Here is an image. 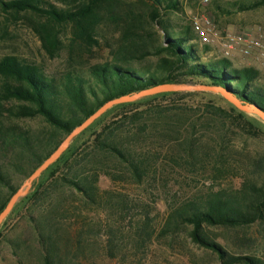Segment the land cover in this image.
<instances>
[{"label":"rangeland","instance_id":"obj_1","mask_svg":"<svg viewBox=\"0 0 264 264\" xmlns=\"http://www.w3.org/2000/svg\"><path fill=\"white\" fill-rule=\"evenodd\" d=\"M176 1L179 9L160 11V21L179 28L193 27L196 36L193 44L201 50L203 60L227 59L236 69L256 68L262 72L261 84H264V5L248 9L258 0H211L208 3L203 0ZM40 7L59 13L90 14L79 23L61 24L52 19L47 11L30 9L17 13L6 11L0 6V60L15 56L37 65L48 77L62 80L68 71H88L96 65L114 63L136 71L153 69L161 58L153 46L161 44L164 33L152 20L153 5L147 1L41 0ZM198 20L211 22L212 31L208 32V42L194 29ZM239 38L242 41H238ZM256 42L259 46L255 45ZM131 44L147 49L149 53L146 58L133 57L129 61L118 59V55ZM201 83L197 80L181 84ZM179 93L212 94L199 91ZM218 97L200 94L159 98L153 105L165 108L169 111L168 116L186 122L185 125L193 121L201 124L213 99L225 104ZM146 98L140 99L143 106L137 108L146 107ZM5 105L13 107L12 103ZM21 106L25 107L26 104L20 102ZM114 107L77 136L69 148H81L110 124L120 113ZM137 108L132 107L130 110ZM257 120L258 125H261ZM229 125L223 134L206 132L200 127L201 132L195 134L196 138L202 139L197 144L201 149L197 158L179 159L177 162L166 159L165 164H159L158 171L145 178L142 184L133 182L132 177L125 174V166L109 162V166H114L113 172L124 177L117 181L106 175L100 177L99 186L111 194L106 196L99 209L85 207L79 200L74 201L69 193L62 195L64 201H71L75 208L84 213V219H81L75 215H63L57 209L54 211L56 219L51 226L53 232L61 237L59 253L62 263L225 264L219 252L193 240V227L181 226L169 233H165L164 228L171 206H179L196 196H205L211 190H238L244 180L256 176L253 164L258 158L264 157V136L254 137L241 128ZM12 128L29 132L39 141L46 136L43 140L44 149L46 138L51 132H57L41 116L17 117L5 113V116L0 117V132H8ZM123 137L124 141H132L131 137ZM149 139L147 137L145 140L149 142ZM172 139L168 137L166 143H145L144 146L150 147L151 152L153 149L161 152L164 147V153L159 157L163 161L167 152L184 153V139L181 143L168 145ZM220 152H223L222 157L218 156ZM26 156L20 163L17 162L20 158L17 159L14 153L5 157L0 152V162L10 178V185L18 189L29 178L26 172L32 163L29 161L30 156ZM19 164L24 169H20ZM48 170L37 180L38 183L49 177L51 171ZM11 192L0 185V204L6 199L11 200ZM21 200L6 218L3 227L0 264H44L36 240L38 236L34 220L40 216L42 204L47 205L49 202L42 199L26 204ZM51 204L55 207V202ZM86 216L91 220L86 221ZM145 224L148 235L140 237L141 227ZM204 233L232 257H255L264 261V221L238 229L205 226Z\"/></svg>","mask_w":264,"mask_h":264},{"label":"trees","instance_id":"obj_2","mask_svg":"<svg viewBox=\"0 0 264 264\" xmlns=\"http://www.w3.org/2000/svg\"><path fill=\"white\" fill-rule=\"evenodd\" d=\"M140 1H147L153 5L154 11L151 18L164 33L161 44L153 46L161 57L153 69L136 71L113 63L96 65L88 71H68L62 80H57L48 77L37 65L15 56H7L0 60V117L5 116V113L17 117L20 115L41 116L57 131L51 132L46 138L47 148L45 149L43 140L46 136L39 141L40 139L34 138L29 132H21L17 128L0 132L2 147L0 152H3L5 157L9 153H14L17 159L20 158L17 162L22 163L26 154L30 156L29 161L32 165L26 172L28 177L51 156L66 136L107 102L158 85L199 80L203 84L227 88L241 101L255 105L264 111V84H261L263 74L260 70L236 69L227 59L203 60L201 50L193 44L196 41L193 27L169 26L159 20L160 11L179 9L176 0ZM40 5L41 0H0V6L6 11L17 13L30 9L47 11L46 13L52 19L61 24L79 23L90 14V12L59 13L41 9ZM261 5H264V0H258L248 9ZM148 53L147 49L131 44L118 55V59L124 61H129L133 57L145 59ZM200 94L218 97L208 93L173 92L146 98L147 103L144 109L137 108L143 106L141 100L115 106L113 109H118L120 113L110 124L97 132L92 140L81 148L77 150L69 148L49 168L48 172L51 171L49 177L43 182L37 181L33 184L30 194L21 202L29 204L34 200L42 199H45L46 203L49 202L47 205L42 204L40 216L34 220L35 233L38 236L36 240L44 264H63L59 253L61 237L53 232L51 226L56 219L54 211L57 209L59 212L62 211L63 215H75L84 219L82 218L84 213L75 208L71 201H64L62 195L69 193L74 201L79 200L85 207L95 209L102 207L104 199L111 192L101 189L100 177L106 175L113 181L124 177L120 176L121 174H115L114 166H109V162H117L125 166V174L131 176L133 182L142 184L145 178L158 171L159 164H165L166 159L177 162L179 159L197 158L201 152L200 145L197 144L202 139L196 138L195 134L201 132L200 127H203L206 132L223 134L226 132L227 125L230 124L232 127L247 131L246 133L254 137L264 136V121L261 118L241 112L220 96L218 98L225 101V104L217 103L213 99L201 124L193 121L185 125L186 122L176 121L175 117L168 116L169 111L165 108L153 105L159 98ZM20 102L25 103L26 106L20 107ZM5 103H12L13 107L8 108ZM132 107L137 109L130 110ZM255 120L261 125H258ZM146 134L149 135L144 136ZM123 136L131 137L132 141H124ZM147 137L150 138L149 142L145 140ZM168 137L173 138L168 145L181 143L184 139L182 142L186 145L184 153L167 152L162 161L159 157L164 153V147L161 152L153 148L151 152L150 147L144 146L145 143L148 145L155 142L166 143ZM218 156L222 157L223 152L218 153ZM219 161L223 162L222 159ZM253 165L256 176L244 180L238 190H211L205 196H196L179 206H171L164 232H174L181 226H191L193 240L219 252L225 264H264L262 259L255 257L230 256L204 233L205 226L238 229L264 221V157L258 158ZM19 166L20 169H24L21 164ZM218 167L217 163L216 168ZM0 185L12 191L10 198L18 190V187L10 185V178L6 175L1 162ZM9 201L10 199H6L0 204V214ZM50 202H55V207ZM85 220L91 219L86 216ZM6 221L0 229V240L4 236L3 227ZM147 229V224L141 227L140 237L148 235ZM71 238H74L73 234Z\"/></svg>","mask_w":264,"mask_h":264},{"label":"water","instance_id":"obj_3","mask_svg":"<svg viewBox=\"0 0 264 264\" xmlns=\"http://www.w3.org/2000/svg\"><path fill=\"white\" fill-rule=\"evenodd\" d=\"M187 91H199V92H210L212 94L220 96L226 102L232 104L241 112L246 114H256L264 121V111L259 107L251 104H247L237 98L229 89L219 86H213L208 84H162L158 85L138 93L130 94L127 96H122L115 100H111L103 105L96 113L90 116L82 124L74 129L61 143V145L51 154V156L46 159L41 166H39L28 178V180L17 190L9 201L6 208L0 214V229L3 222L11 214L16 204L26 196L33 184L46 172L52 165H54L68 150L73 140L87 130L96 120L103 116L110 108L127 103H133L140 99L155 96L163 93H173V92H187Z\"/></svg>","mask_w":264,"mask_h":264},{"label":"built area","instance_id":"obj_4","mask_svg":"<svg viewBox=\"0 0 264 264\" xmlns=\"http://www.w3.org/2000/svg\"><path fill=\"white\" fill-rule=\"evenodd\" d=\"M211 0H203L204 3H208L210 2ZM211 22L209 20H204L203 22L201 21H196L195 24H194V29L196 31V33L198 35L201 36V38H203L204 41L208 42L209 39H208V32L212 29H211ZM238 41H242V38H239ZM255 45L259 46V43H255Z\"/></svg>","mask_w":264,"mask_h":264}]
</instances>
